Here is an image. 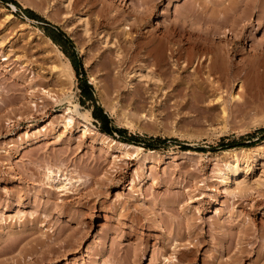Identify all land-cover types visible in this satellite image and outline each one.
Returning a JSON list of instances; mask_svg holds the SVG:
<instances>
[{
  "label": "rangeland",
  "instance_id": "1",
  "mask_svg": "<svg viewBox=\"0 0 264 264\" xmlns=\"http://www.w3.org/2000/svg\"><path fill=\"white\" fill-rule=\"evenodd\" d=\"M83 1L0 0V264H264V76L244 71L247 57L264 62V0L240 19L245 49L234 60L246 69L230 85L204 84L222 92L200 99L160 91L159 71L141 58L120 63L125 36L135 49L154 20L159 38L175 37L165 42L171 63L170 47L236 35L204 38L198 12L187 30L171 29L191 0ZM53 26L71 41H54ZM234 175L247 187L235 189Z\"/></svg>",
  "mask_w": 264,
  "mask_h": 264
},
{
  "label": "bare ground",
  "instance_id": "2",
  "mask_svg": "<svg viewBox=\"0 0 264 264\" xmlns=\"http://www.w3.org/2000/svg\"><path fill=\"white\" fill-rule=\"evenodd\" d=\"M81 1H83V0H74L73 5H72L73 9L74 8L76 9V7L80 4ZM85 1H87V0H85ZM88 1L90 2V4H91V2H92V4L94 3V0H88ZM211 1L214 2L215 5H212L213 3L210 5ZM70 2H71V0H70ZM191 2L192 3H190V6H187V7H189L188 9H186L187 11L186 10L183 11V8H186V7L181 6L182 11L179 14L177 13L176 15H174L175 17L172 19V22L170 23L171 29L173 28V30H174V28H176L178 30V33H179V31L187 30L188 26L186 24H188L187 22L193 17V16L191 17V15L192 14L195 15L198 12L196 14L197 16L195 15L197 18L194 16V18H195L194 20L196 21V19H198L197 20V22L199 21L198 26H199L200 22L203 24V26L198 31L201 33V35L204 34V35H202V36H204V38L207 35L208 39H209V36H211L210 38H212V40L215 39L214 41H217L216 37H213V35L219 37V34L221 32H223V29H224L226 31L225 32L226 35H227V32H228V36H229V34L234 35V36L236 35L235 38L237 37V40H235V39L232 40V38L229 40V37H227L228 40L224 39L225 41L223 44H220V43L215 44V42H212L210 39H209V41H206V39H205L206 42L202 39L200 42L196 41L197 43H193V47H191V49H190V47H188L189 49L187 48L188 50H184V51H183V49H180L179 47H175L174 49H172L170 47V50H171L170 51V57H171V61H172L170 63L169 62L170 60L168 61L167 55L165 54L164 50L166 48L165 42L170 37L168 35H171L172 32H170L171 34H168L167 33L168 30H165L167 32L160 30L161 32H164L165 34L162 33V34H164L162 36V34L160 33V35L162 37L160 36V38H159V36L157 35V32H159V29H161V27L159 26V24L157 22H155L154 20H151L150 29H149L150 31H146L148 33L150 32L149 36H146L144 34V36H146V40L143 39L144 41H142V39H141V41H139V40L136 41L137 46H135L136 47L135 49L133 47V44H135V43H133L135 41L134 35H130V34H128L127 31H125L126 32L125 34H128L127 36H125V39L127 40L128 43L132 44L130 46L128 45V47H130V48H128L130 56H128V55L125 56V55H122L120 52H117V57H118L120 63H126V61H127L128 63L132 64L134 61V58L135 59L141 58V60H142V62H144V64H146V65L149 64L151 66H155L156 67L155 69L159 71L156 75L157 76L156 80L164 82L162 86L160 85L161 87L159 88V90L162 91L163 93H166L167 95H171L172 92L173 93L175 92L176 95H178V94L182 95L183 94V95L193 96L194 98H198V99H200L199 97L210 96V94L217 96L222 91H221V87H218V86L212 87L215 78H217V77L218 78H224V80L226 82H229V85H230V83L232 84L234 82V80L240 78V71H243V68L246 69L245 67H243V68L241 67L242 70L239 71V69H237L238 66L236 67L234 57L237 56L239 51L243 50V48L245 49V46L242 47V45H244V44L241 45L244 37L243 38L240 37V35L242 36L241 32H242V27L244 25L240 24V22L242 20L241 19L242 17L251 13L250 10L252 9L251 6L254 5V0H253V2L251 0H236V1H230L228 4L226 3V0H224V2H220V1H216V0H209V1H207V0H191ZM12 6L16 7L14 4H12ZM110 6H117V8H118L117 1L116 0L110 1ZM184 6H186V5H184ZM200 6H202L204 8L201 7L202 8L201 9ZM254 7H255V5H254ZM144 9L146 10V8H143L142 10H144ZM240 9H241V11H239ZM260 9L261 8H259V10ZM263 9H264V7H263ZM263 9H261L262 12H264ZM149 10H147V11H149ZM179 10H180V8H179ZM117 11H118V14L115 15V19L117 18L118 15L120 16L123 13V12L119 11V9H117ZM246 11H250V12H246ZM104 12H105V9L102 7L100 9V16L101 17L104 16L105 19L106 18L111 19L112 15L109 14L108 11L105 13ZM141 13H140L141 15H140L139 19L142 20L145 17V15L147 14V12H141ZM155 13H157V12H155ZM259 14H261V12H259ZM249 16H247V17H249ZM189 17H191V18H189ZM262 17H264V16H262ZM113 19H112V21H113ZM127 24H129L130 26H126L125 28L130 30L132 28V23L128 22L125 25H127ZM191 24H192V21H191ZM87 25H88V21H86V23H85L86 32H88V30H89ZM227 25L229 26L228 28L226 27ZM239 25L241 26V28L238 27ZM236 29H238V30L240 29V34H239V31L238 32L236 31ZM173 30H171V31H173ZM191 31L193 32L194 30L191 29ZM178 33H176V34H178ZM186 33L189 34V32H186ZM182 34L183 33L181 32L180 35H182ZM144 36H142V37H144ZM176 37H178V36H176ZM172 38L175 39V37H172ZM187 39H188V37H187ZM105 40H106V42L108 41L107 38ZM174 41H176V40H174ZM167 43H169V42H167ZM179 46H181V45H179ZM252 50H254L255 55L257 52H259V48L255 44L252 45ZM175 55H176V58H174ZM257 55L259 56V54H257ZM248 56H249V54H248ZM247 59L248 60L245 63L247 66V69L244 71H251V72L253 71L254 73H257L258 76L259 75L264 76V62L259 63V62H257L258 60L255 61L254 59H252V57H250V58L247 57ZM136 62H137V59H136ZM128 63H127V66L130 65V64L128 65ZM191 65H194V68H193V70L190 71L189 69L191 68L190 67ZM69 66H70V68H73V66L71 64H69ZM187 70L190 71L189 75L184 76L182 71H187ZM259 71H261V72H259ZM245 73L247 75L249 74L247 72H245ZM147 74H149V71ZM137 76H143V74H140V69L135 70V72L133 74V78L137 77ZM245 77H247V76H245ZM132 80H133L132 78L129 80V85L133 84ZM208 83L209 84L212 83V85H211L212 88L208 89L209 87L207 88L205 86ZM225 85H223V86H225ZM225 88H226V86H225ZM229 88H230V86H229ZM167 89H168V92H166ZM138 92H139L138 90H136L135 92L132 91V93H134V94H136ZM174 94H172V95H174ZM137 96H139V94ZM140 97H141V94H140L139 98ZM220 97H221V95H219L218 98H220ZM74 106H75V110H76V111L74 110L75 113L76 112L81 113L78 109V104L75 103ZM74 116H75L74 113L68 108V112L65 114V117L68 119V121L69 122L72 121L74 119ZM84 117H86L85 114H84ZM42 130H46L45 126H43L41 129H39V131H42ZM108 137L109 136H107V138ZM111 140L113 142L115 141V139H111ZM117 142L118 141H115V143H117ZM119 144H121V147H118V148L121 149L122 146L125 145L126 143L120 142ZM127 145H130V144H127ZM256 152H258V151H256ZM259 155L261 156V153H259L258 156ZM247 171H248V169H247ZM50 173H53V171L51 170L49 172V178L51 177ZM228 174H230V173H228ZM227 178H229V177H227ZM64 179L68 180L69 178L66 176V178H64ZM235 179H236V181H238V182H235V184H234L235 189H238L239 191H241L242 189L247 187L245 177H239L236 175ZM70 180H71V178H70ZM62 181H64V180H62ZM61 185L64 187L65 181ZM241 252H243V251H241ZM237 259L239 260L238 255H237ZM235 262H237V261H235Z\"/></svg>",
  "mask_w": 264,
  "mask_h": 264
},
{
  "label": "trees",
  "instance_id": "3",
  "mask_svg": "<svg viewBox=\"0 0 264 264\" xmlns=\"http://www.w3.org/2000/svg\"><path fill=\"white\" fill-rule=\"evenodd\" d=\"M14 3H16L17 5H19V3L18 2H14ZM26 12L29 14V15H33V10H30V9H26ZM43 21H45V22H48V21H46V20H43ZM49 23V22H48ZM54 28H53V30H52V32H49V36L54 40V41H56L57 43H59V44H61V42H60V39H62L64 42H70L71 40L65 35V33L58 27V26H53ZM60 38V39H59ZM72 57V60H73V64H74V66L77 68V59H76V56L75 57H73V56H71ZM82 87L84 88V91H85V93L88 95V97L89 98H92V99H94V96H93V92H92V88H91V86L90 85H88L86 82H83L82 83ZM95 111H98V115H97V112H95V116H98L99 117V119H100V121L102 122V126H101V128L104 130V131H107V132H109V133H114L113 131V129H111L110 127H109V124H110V118H109V116L107 115V114H105L104 112H103V109L100 107V106H98L97 104H95ZM119 131V133H123L124 132V130H118Z\"/></svg>",
  "mask_w": 264,
  "mask_h": 264
}]
</instances>
